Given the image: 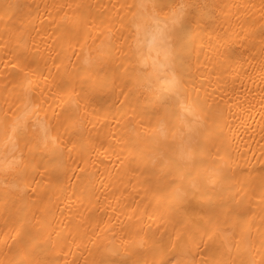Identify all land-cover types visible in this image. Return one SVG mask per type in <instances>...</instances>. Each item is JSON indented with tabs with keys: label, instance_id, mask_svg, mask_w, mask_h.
Instances as JSON below:
<instances>
[{
	"label": "bare ground",
	"instance_id": "obj_1",
	"mask_svg": "<svg viewBox=\"0 0 264 264\" xmlns=\"http://www.w3.org/2000/svg\"><path fill=\"white\" fill-rule=\"evenodd\" d=\"M0 264H264V0H0Z\"/></svg>",
	"mask_w": 264,
	"mask_h": 264
},
{
	"label": "clouds",
	"instance_id": "obj_2",
	"mask_svg": "<svg viewBox=\"0 0 264 264\" xmlns=\"http://www.w3.org/2000/svg\"><path fill=\"white\" fill-rule=\"evenodd\" d=\"M186 14V9L181 7L174 11H172L168 17L164 20H159L157 17H153L150 23H145L142 20L138 23H134L133 27L137 30V47L147 51L148 49L159 46L163 47L168 56L166 57V68H169L173 63L174 59L172 53V44L170 41V36L176 33L178 30L183 29L184 25V17ZM140 18H138L139 20ZM82 65L85 68L92 67L94 61L90 58L85 57L81 61ZM177 86H181L178 79L173 78L171 80L170 88H176ZM194 119H200L195 117ZM190 140L185 141V147L188 148V151L184 152L183 157L180 159L181 163H186L190 159ZM12 191H22L19 185L13 183L8 186ZM195 187V185H192ZM186 195L185 189L183 187L178 186L173 190L174 199L180 200ZM229 234H225L227 237Z\"/></svg>",
	"mask_w": 264,
	"mask_h": 264
}]
</instances>
